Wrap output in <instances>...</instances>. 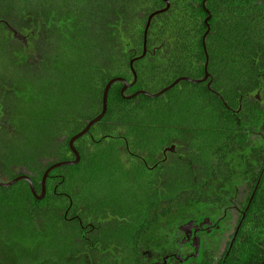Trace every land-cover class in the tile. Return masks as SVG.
<instances>
[{
    "label": "trees",
    "instance_id": "16d2710c",
    "mask_svg": "<svg viewBox=\"0 0 264 264\" xmlns=\"http://www.w3.org/2000/svg\"><path fill=\"white\" fill-rule=\"evenodd\" d=\"M168 1V9L150 22L146 52L141 56L147 17L166 6L163 0H0V53L7 57L3 69L8 66L13 85H20L26 70L35 71L38 61L32 57H37L42 42L53 46L54 57L62 60V68L54 70L65 71L67 85L57 87L58 95L62 97L64 89L69 93L65 102L53 105V109H62L60 119H46L35 131H24L25 137L13 146L16 153L6 152V140L0 133V180L27 175L39 194L45 169L73 159L68 141L100 113L106 83L119 77L129 84L123 93L121 81L110 86L105 115L74 142L79 162L50 171L43 199L31 194L25 180L0 187V250L6 254H0V264L155 263L162 239L170 236L164 225L159 227L164 218L220 202V195L230 192L209 185L231 181L235 174L227 169L228 157L243 150L249 151L247 161L238 155L239 165L246 166V185L241 188L243 181L238 179L236 189L246 192L245 202L251 196L246 217L224 260V252L217 255L216 251L202 253L201 261H263L264 0ZM208 15L204 40L208 78L178 82L164 93L169 94L166 107L154 104L163 94L126 98L137 91L155 93L179 77L203 78L202 36ZM1 20L27 37L15 38ZM11 90L16 93L15 88ZM67 106L70 111L64 109ZM8 125H14L13 120ZM167 147L173 151L171 160L181 159L177 153L187 151L195 167L171 162L169 181L173 184L161 190L150 185L154 179L150 160L152 153ZM105 174L111 181H103ZM56 183L58 192L72 194L68 216L64 214L66 197L53 193ZM86 191L92 197L89 209L93 216L102 214V208H120L114 223L94 220L91 240L96 250L90 243L89 252L82 236L85 219L81 218ZM98 224L112 225L111 231L116 225L120 230L119 252L98 250L107 241ZM36 237L38 241L33 240ZM149 240L154 245L151 253L147 251Z\"/></svg>",
    "mask_w": 264,
    "mask_h": 264
},
{
    "label": "rangeland",
    "instance_id": "374dc122",
    "mask_svg": "<svg viewBox=\"0 0 264 264\" xmlns=\"http://www.w3.org/2000/svg\"><path fill=\"white\" fill-rule=\"evenodd\" d=\"M18 32L24 38L27 37L26 34L20 31ZM31 34L34 35L33 32H31ZM39 47L40 50L38 51L37 57H32L33 61H38L37 67H35V71L33 70L29 72L28 70H26L24 73L25 77L21 78L19 86L13 85L9 77L10 74H7L8 66H5L3 69V64L5 61L3 58L7 59V57L0 53V84L5 85L0 86V133L6 140V146L8 148L6 152L11 151L16 153L18 151V149H14L13 146L18 139L21 140L25 137L24 131H35L37 127L41 126L42 123L45 124L44 121H46V119H60V116L63 113L62 109H53V105H56L58 103L61 104L65 102L69 97V93L66 91V89H64V94L62 95V97L61 95H58L57 92V87L59 88L60 86H62V88H66L67 85V83H64L65 79L63 77L65 71L62 72L61 70L55 72L54 70L55 67L62 68L61 58L54 57L52 51L53 46L46 45V43L44 44L41 42L39 43ZM33 73L35 74V76L33 75ZM179 87L181 86H178L177 88ZM12 88L16 89L15 94L17 95L12 92ZM168 96L169 94H163L160 99L154 101V104H158L160 105V107H166ZM64 109H69L70 111L69 106L64 107ZM12 120L14 125L9 126L8 124L12 122ZM19 142L21 144H24V140ZM187 154H189L187 151H183L180 154L182 158H178V160L175 158L173 161L179 162L177 164L181 167L185 166L187 162L190 163V165L193 164V166L195 167V164L191 161V159H189L191 158L190 155L188 157ZM151 159L157 158L152 154ZM168 162L169 164H171L172 160L168 158ZM104 176L105 178L103 181L105 183L111 181V177L108 176V174H105ZM235 176L236 177L234 178V182L240 179L237 175ZM1 180L5 182L6 176L2 177ZM233 189L234 188L231 182H229L227 185V190L232 194ZM226 201L227 200L223 198L219 203H216L215 205H207L206 203H204L198 209L188 210L181 214H178L177 216L167 219L164 218L165 221H162L159 227L163 229L162 226L164 225V230L170 233V237L167 242L162 244L159 250L155 253V260L158 258V256L166 257L167 255H170L172 253H181V247H179L180 242L178 241L177 243V240L182 236V232H177L176 229L179 225L182 227H185L184 225L187 224L190 225L192 222L198 220V218L204 223L205 221L210 220L208 225H212H209L208 227L210 230H214L212 231L213 233L211 235H209V233L205 234L203 232L196 233L195 236L203 242V249H205L203 250V252L206 251L207 253H212L213 250L217 248L215 250L217 251V255L223 253L224 250H222L221 248H226V243L229 239L228 233L230 231L229 223L232 222V220H230L231 209L226 208L229 205V202ZM225 211L226 217L223 215ZM224 236L225 239L222 240ZM40 237L41 235L39 236V238ZM31 239L27 240V243H29ZM37 239L38 237L34 238L33 240L38 241ZM6 253H9L8 255H10L11 251H7ZM0 254L2 256L6 255L2 250H0ZM173 262L174 264H179L175 259H173ZM6 264H8L7 261ZM54 264L58 263L55 262ZM61 264L66 263L62 262Z\"/></svg>",
    "mask_w": 264,
    "mask_h": 264
},
{
    "label": "flooded vegetation",
    "instance_id": "af4514ba",
    "mask_svg": "<svg viewBox=\"0 0 264 264\" xmlns=\"http://www.w3.org/2000/svg\"><path fill=\"white\" fill-rule=\"evenodd\" d=\"M169 147H167L166 149L155 151L154 153H152L154 155V157H156L157 159H151L150 160V164H151L150 168L152 169L151 170L153 172L152 177L154 178V179H152L150 185L151 186L157 185L159 187V189H161V190H165V189L169 188L171 186V184H173L169 181L170 164L168 162V158H170V153L171 152L173 153V151L170 150ZM181 152H183V151H181ZM181 152L177 153V154H179L178 156H180ZM238 155L243 156L242 158H244V159L249 158V156H248L249 151L243 150V151L233 152L228 157L229 167L227 169L231 173H233V175L235 174L239 178L241 177L240 179L243 181V178H244V172L243 171H244L246 166L239 165V163L242 162V160ZM134 158H136V156ZM142 158L143 157L140 156V159H142ZM246 161H247V159H246ZM172 162H174V161L172 160ZM235 175L232 176L231 181H228L226 184H223L222 182H213L214 184L210 183V185H209V187H212V188H215V187L217 188L220 186L221 188H224L227 190V185L229 182H231V184L234 188V191L232 192V194L231 193H227V194L223 193L219 197L221 200L223 198H225L227 200L226 202H229V205L226 208L231 209L230 210L231 211V219L230 220H232V222L229 223L230 231L228 233V236L230 238L228 239V246L225 249H224V247L221 248L222 250H224L223 251L224 253L222 255L223 260L226 256L229 255L231 249L233 248L232 247L233 242L235 240V237L237 235L239 227L241 226L242 221L246 217L247 204L249 203V200L251 198V196H250L248 201L245 202L246 199H245L244 194L246 192H243V191L241 193L238 192L239 189H236V188L239 184L236 185V183L241 182V180L239 179L238 182L237 181L234 182V178L236 177ZM58 183H56L54 185L55 187H54L53 193L57 196L59 194H62L63 196L66 197L68 204H67V207H66L64 214L68 216V212L72 210V202H73L72 194H70V193L63 194L62 192H58V190H57ZM141 185H143V183ZM150 185L145 184V186H148V187ZM240 185H241V188H244V186L246 185V182L243 181V182H241ZM178 186H180V185H178ZM225 195H227L229 197H227ZM84 197L85 198H83L84 200L82 203L83 207L81 210H83V208H84L85 212L82 213L83 216L81 218L85 219L84 220L85 226H83L82 236H83L84 243H85V250L87 252H89L90 243L92 244V248H94V250H96L95 246H94L95 242L91 240V237H92L91 236V228L96 226L93 223L94 220H96V219L97 220H104V221L109 220V222L114 223L115 221L119 220L118 214L115 211H120V208H117V207H115V208H111V207L102 208L101 209L102 214H100V215L98 214L95 217L92 215V213L89 209L90 201H92V197H91L90 193L87 191L84 192ZM56 201H57V199L55 198V200H54L55 210H58L59 207L56 205V203H57ZM105 202L108 204H111L110 202H112V201H111V199H106ZM218 202L219 201L215 202V204ZM75 209L77 210L78 208H75ZM227 209H225V210H227ZM223 215L226 217V211L224 212ZM76 217L79 218L78 216H76ZM66 218L68 219V217H65V219ZM70 218L71 217H69V219ZM209 222H210V220H207L204 223L198 218V220L192 222L190 225H188V224L184 225L185 227H182L179 225L177 229L179 232H182V236L177 240V243H178V241L180 242V246L179 245L178 246L181 247V253H172L170 255H167L166 257L165 256H162V257L158 256V258L155 260L156 262L152 263V264H174L173 259H175L176 262L179 264H202L203 261H201V254L207 253V252L206 251L203 252V250H205V249H203V242L199 238H197L195 235L198 232H203L205 234L209 233V235H211L213 233L212 231H214V230L209 229L208 226L212 225V224L208 225ZM98 226H103V224H98ZM111 226L112 225H109L107 227L103 226L99 229V231H104L105 235L102 238L107 239V241L103 242L102 246L98 248L99 251L110 252V253L114 252L115 253V252H119L121 250L122 233L120 232L119 229L116 228V225L113 226L114 230L111 231V229H110ZM108 230H109V232H108ZM169 237L164 236V238L162 239V243L164 244L165 242H167ZM224 239H225V236L223 237L222 240H224ZM147 242L150 245L149 248L147 249V251H149V253H151L152 252L151 250H154L153 242H151L150 240ZM224 244H225V241H224ZM215 250H213L214 253L216 252ZM220 254H222V253H220ZM259 264H264V259H263V261L260 260Z\"/></svg>",
    "mask_w": 264,
    "mask_h": 264
},
{
    "label": "water",
    "instance_id": "95a60500",
    "mask_svg": "<svg viewBox=\"0 0 264 264\" xmlns=\"http://www.w3.org/2000/svg\"><path fill=\"white\" fill-rule=\"evenodd\" d=\"M163 1L165 2L166 6L164 8H162V9L153 11L147 17V22H146L145 29H144V34H143V52H142L141 56H144L145 52H146L147 30H148V27L150 25V22H151L152 18L156 14H159V13L167 10L168 7H169V1L168 0H163ZM208 18H209V15L204 20L207 29H206L205 33L203 34V36H202V44H203V49H204V52H205L204 76H203L202 79L195 80V79H191L189 77H179L175 81H173L172 83H170L169 85L163 87L162 89H160L159 91H157L155 93H150V92H147V91H137V92L133 93L132 95L126 97V98H133L136 95H138L139 93L144 94V95H146L148 97H151V98H156V97L164 94L166 91L170 90L172 87H174L178 82H180L182 80L190 81V82L205 81L208 78V76H209V73L207 71L208 55L206 53L205 44H204L205 36H206V34H207L208 30H209V26L207 24ZM1 22H3L6 25V27L12 32V34H13V36L15 38H18L20 40H24V37L16 29H14L12 26H10L5 20H1ZM130 64H132V62ZM133 75H134V81H135L136 80V75H135V73H133ZM116 81H121L123 83V86L121 88V93H123L127 89V87L129 86V84L124 79L119 78V77L112 78L106 83V85L104 86L103 91H102V106H101L100 113L98 115H96L95 117H93L92 119H90L85 124V126L80 131H78L77 133L72 135L70 137L69 141H68V146H69L70 151L73 154V159L55 162V163L49 165L45 169V171L43 172L42 177H41V189H40V193L39 194L36 192V190H35L32 182H31L30 178L27 175H18L16 177H14L13 179H11L9 181H6V182H3V181L0 180V187H9V186H12L13 184H15L16 182H18L20 180H25L28 183V186H29L31 194L38 200L43 199V197L45 195V191H46V179H47L50 171H52L53 169H56L58 167H62V166L76 165L79 162L80 155H79V152L77 151V149L74 146V142L78 138H80L83 135H85L86 133H88L90 128L95 123L99 122L103 118V116L106 113V109H107V95H108L109 88ZM253 193H254V191H253Z\"/></svg>",
    "mask_w": 264,
    "mask_h": 264
}]
</instances>
